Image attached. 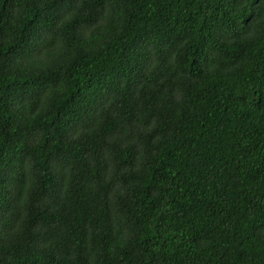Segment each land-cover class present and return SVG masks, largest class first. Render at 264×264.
I'll use <instances>...</instances> for the list:
<instances>
[{
    "label": "trees",
    "instance_id": "1",
    "mask_svg": "<svg viewBox=\"0 0 264 264\" xmlns=\"http://www.w3.org/2000/svg\"><path fill=\"white\" fill-rule=\"evenodd\" d=\"M0 264H264V0H0Z\"/></svg>",
    "mask_w": 264,
    "mask_h": 264
}]
</instances>
